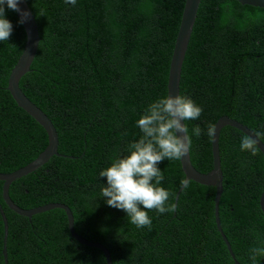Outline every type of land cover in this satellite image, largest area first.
Instances as JSON below:
<instances>
[{
	"label": "trees",
	"instance_id": "1",
	"mask_svg": "<svg viewBox=\"0 0 264 264\" xmlns=\"http://www.w3.org/2000/svg\"><path fill=\"white\" fill-rule=\"evenodd\" d=\"M40 42L22 93L51 121L57 152L35 172L13 182L9 197L21 209L51 203L67 206L83 239L98 243L111 264H235L214 223L215 189L187 183L173 213L148 215L151 229H137L122 210L108 207L99 172L128 155L142 133L137 120L147 106L167 96L169 62L184 0H25ZM8 41L0 42V174L19 170L47 146L44 130L19 109L7 91L10 71L20 57L25 34L14 11ZM179 95L191 98L202 114L185 121L192 139L195 170L212 169L211 135L223 116L253 133L264 132V8L235 0H201L182 65ZM201 128V135L192 129ZM244 136L225 127L219 135L223 176L218 205L220 226L238 264H253L249 249L264 246V158L241 151ZM264 144V136L258 138ZM158 167L161 187L175 195L184 181L179 160ZM8 264H106L98 249L75 242L63 211L30 219L10 211ZM0 217V264H3ZM255 264H264L257 257Z\"/></svg>",
	"mask_w": 264,
	"mask_h": 264
},
{
	"label": "clouds",
	"instance_id": "2",
	"mask_svg": "<svg viewBox=\"0 0 264 264\" xmlns=\"http://www.w3.org/2000/svg\"><path fill=\"white\" fill-rule=\"evenodd\" d=\"M77 0H65L75 6ZM20 0H0V42L8 41L13 25L5 18L6 9L17 12L18 24L27 21L29 13L19 8ZM202 114L191 98L184 95H168L150 103L136 122L142 133L138 141L127 147L128 155L114 159L110 166L99 172V178L106 181L100 192L108 207L122 210L129 222L137 229H151L149 211L157 214L173 213L178 205L171 203V193L161 187L165 179L158 165L167 160H182L190 151L192 139L188 135L185 121L198 120ZM201 128L192 129V135L199 137ZM209 135L212 129L209 128ZM241 138V151L256 155L257 141L264 132L257 131ZM187 187V181L183 182ZM6 217V216H5ZM257 257H264V246L249 249V259L255 264Z\"/></svg>",
	"mask_w": 264,
	"mask_h": 264
},
{
	"label": "water",
	"instance_id": "3",
	"mask_svg": "<svg viewBox=\"0 0 264 264\" xmlns=\"http://www.w3.org/2000/svg\"><path fill=\"white\" fill-rule=\"evenodd\" d=\"M242 6H249L254 8H264V0H235ZM201 0H184V6L180 17V22L178 26L177 35L174 41L173 50L169 62L168 76H167V96L168 95H178L179 94V84L181 78V70L185 54L187 52L188 44L190 37L193 31L195 20L197 17V11L199 8ZM19 8L22 11L29 13L27 21L21 24L24 34H25V45L23 51L18 58L16 64L10 71L8 80H7V91L9 92L12 100L16 106L25 112L31 119H33L46 133L47 136V146L45 149L37 156L35 160L26 165L25 167L16 170L9 174H0L1 186V199L5 206L15 213L16 215L30 219L32 216L49 212L55 209L63 211L67 221V230L71 238L78 244L98 249L102 252L105 263L111 264L110 254L105 247L98 243H93L87 241L77 235L73 227V216L70 209L60 203H51L46 204L41 207H37L30 210H24L16 206L9 197V187L10 185L18 179L25 177L37 169L46 164L51 157H60L57 152L58 148V136L54 126L48 117L37 107L35 106L21 91L19 87V82L27 73L30 72L31 64L36 56L38 44L40 42V36L37 28L36 21L26 3L25 0H20ZM16 18L19 20L20 16L17 12H14ZM230 127L233 128L243 135H248L251 138L255 139L252 136L253 132L249 130L246 126L229 119L226 116L220 117L213 126L212 135H211V160H212V169L204 174L200 173L194 169L190 162L189 153L179 160L181 171L184 175V181H192L198 185L212 187L215 189L214 196V223L218 234L221 237L222 242L224 243L226 250L235 264H238L234 258V255L231 251V247L222 232L219 216H218V205L219 200L222 194V171L220 166L219 158V135L223 128ZM258 151L264 158V144L258 139L257 141ZM184 188V183L181 185L180 189L177 191L174 199V204L177 203L179 194ZM259 208L264 216V192L259 197ZM0 217L3 225V247L1 250V256L3 258V264L7 263V252L5 248L6 238H7V220L5 214L0 206Z\"/></svg>",
	"mask_w": 264,
	"mask_h": 264
}]
</instances>
